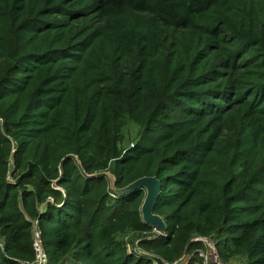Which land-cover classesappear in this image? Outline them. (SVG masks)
<instances>
[{"label": "trees", "instance_id": "1", "mask_svg": "<svg viewBox=\"0 0 264 264\" xmlns=\"http://www.w3.org/2000/svg\"><path fill=\"white\" fill-rule=\"evenodd\" d=\"M106 174L156 178L164 234ZM36 233L41 264H264V0H0V264Z\"/></svg>", "mask_w": 264, "mask_h": 264}, {"label": "water", "instance_id": "2", "mask_svg": "<svg viewBox=\"0 0 264 264\" xmlns=\"http://www.w3.org/2000/svg\"><path fill=\"white\" fill-rule=\"evenodd\" d=\"M106 176L111 184L112 190L117 195L128 194L137 189L144 190L145 197L141 205L142 220L144 223L150 225L157 234L161 235L165 233L166 226L163 219L160 216L153 213L154 205L160 190V183L156 180V178L154 177L141 178L122 190H116L113 187L114 185L113 176H111L110 174H106Z\"/></svg>", "mask_w": 264, "mask_h": 264}, {"label": "rangeland", "instance_id": "3", "mask_svg": "<svg viewBox=\"0 0 264 264\" xmlns=\"http://www.w3.org/2000/svg\"><path fill=\"white\" fill-rule=\"evenodd\" d=\"M136 132L137 130L135 126L128 125L125 127V140L123 142L124 147H128L133 142ZM117 240L122 241L130 251H132L131 248L133 249L134 245H136V235L132 234L131 232L121 233L119 236H117ZM203 244L205 246V250L202 254L205 257L206 264H222L218 258L212 242L209 240H203ZM135 250L138 251V248H136ZM67 264L70 263L68 262ZM229 264H245V262L243 259H234Z\"/></svg>", "mask_w": 264, "mask_h": 264}, {"label": "built area", "instance_id": "4", "mask_svg": "<svg viewBox=\"0 0 264 264\" xmlns=\"http://www.w3.org/2000/svg\"><path fill=\"white\" fill-rule=\"evenodd\" d=\"M38 237H39V235L36 233L35 237H34V241H33V248H34V252H35V256H36V262L38 264H41L45 260V255H44L43 250H42L40 238H38Z\"/></svg>", "mask_w": 264, "mask_h": 264}]
</instances>
